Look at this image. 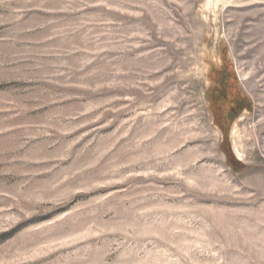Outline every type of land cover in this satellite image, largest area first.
Masks as SVG:
<instances>
[{
	"label": "rangeland",
	"instance_id": "374dc122",
	"mask_svg": "<svg viewBox=\"0 0 264 264\" xmlns=\"http://www.w3.org/2000/svg\"><path fill=\"white\" fill-rule=\"evenodd\" d=\"M0 264H264V0H0Z\"/></svg>",
	"mask_w": 264,
	"mask_h": 264
}]
</instances>
